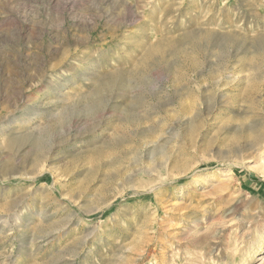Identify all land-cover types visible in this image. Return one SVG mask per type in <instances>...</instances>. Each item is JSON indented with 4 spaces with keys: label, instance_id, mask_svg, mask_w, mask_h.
I'll list each match as a JSON object with an SVG mask.
<instances>
[{
    "label": "rangeland",
    "instance_id": "obj_1",
    "mask_svg": "<svg viewBox=\"0 0 264 264\" xmlns=\"http://www.w3.org/2000/svg\"><path fill=\"white\" fill-rule=\"evenodd\" d=\"M0 264H264V0H0Z\"/></svg>",
    "mask_w": 264,
    "mask_h": 264
},
{
    "label": "bare ground",
    "instance_id": "obj_2",
    "mask_svg": "<svg viewBox=\"0 0 264 264\" xmlns=\"http://www.w3.org/2000/svg\"><path fill=\"white\" fill-rule=\"evenodd\" d=\"M65 59V58H64Z\"/></svg>",
    "mask_w": 264,
    "mask_h": 264
}]
</instances>
